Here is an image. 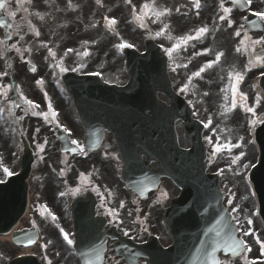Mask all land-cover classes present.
Masks as SVG:
<instances>
[{"label": "rangeland", "instance_id": "obj_1", "mask_svg": "<svg viewBox=\"0 0 264 264\" xmlns=\"http://www.w3.org/2000/svg\"><path fill=\"white\" fill-rule=\"evenodd\" d=\"M239 44L241 46V51L237 52L243 58L246 56L248 52V46L241 44L242 38H239ZM235 42V36H230L229 34H221L220 36V46L223 50V60L238 59V55H236V51L232 50V43ZM95 54L97 52L94 51ZM105 53L100 56V60L95 63V67L101 70L103 65L102 57H104ZM117 67V64L115 65ZM114 67H111L112 69ZM231 67L227 66L226 63H222V66L217 70L218 74L217 79L223 81V85L221 89L226 91L223 94L225 106L224 108L229 112H232V104L228 101V81L224 79L225 76L229 77ZM225 74H222V72ZM227 72V75H226ZM103 77L107 79H113L121 82L120 76L111 77L108 74L103 73ZM126 78V77H125ZM230 82V81H229ZM196 89L194 88V91ZM28 91V86L24 84L23 92ZM58 94L62 93L58 91ZM21 92L16 93L15 99H20ZM55 95V94H54ZM63 98V96H62ZM13 95L11 91L8 92L0 88V112H3L0 116V180L5 179L8 175H6L3 171L4 168H8L12 173L18 170V161H19V153L18 146L16 145V137L14 123H11V119L9 117L10 109L5 107L4 105L12 103ZM56 102L58 107L62 112V119L66 122L74 131L76 135L80 134L79 127L74 118L73 111L68 103L66 98L63 99L62 102H59V97L56 98ZM202 106L204 108L207 107V102L205 99L200 100ZM17 120V119H16ZM40 122L43 127L44 140L43 142H39V146H36V153L34 151L35 162L33 165V169L30 175L29 184H30V199H31V207L32 211L28 220L25 221V218L20 222L19 226L28 224V221H32L37 226H40V209L38 207L39 196L44 195L45 192L49 191L51 194L57 199L60 198L61 194H64V191H54L50 187L46 190L43 189V183L47 178V174H51L49 178V182L52 184L56 181V178H59L60 173L72 172V168L75 167L77 162L76 157H67L65 155H60L57 150L54 148L53 141L49 140L51 135V130L44 126L43 120H37ZM49 126V124H48ZM179 127V125H177ZM217 141L221 140L224 146L231 145V147H236L241 153H235V151L228 150V148H223L222 151L218 152L219 155L217 157L212 158V162L214 164H220L223 160L225 162H229L230 158L232 161L238 160L239 155L241 154L242 158H246V154L251 145L248 143V136L245 133V130L240 128L244 127V124L240 125L239 128L232 129L227 125H224L221 122L217 124ZM22 130L29 129V127H21ZM111 143L110 139L108 138ZM110 143H106L103 145L102 150L94 153L90 156V162H98L99 164H105L109 169L108 171H112L115 168V151L114 148L111 147ZM184 144V143H182ZM44 150L41 151L40 148ZM57 152V154H56ZM11 155L10 159H7ZM216 159H220L222 161L217 162ZM251 160V158H249ZM112 165V166H111ZM46 168V172H42ZM97 169H99L97 167ZM218 170L219 168L216 167ZM48 171V172H47ZM106 171V170H105ZM229 172H232V169H228ZM93 173L96 175L97 170L92 168V165L87 167L86 173ZM103 173V171H102ZM105 176L107 174L105 173ZM231 184L233 186V190L236 192V196L232 195V202L235 205V217L237 219L239 225V231L242 235L247 248H250L251 251H248L246 248V252L239 257L238 261H229L225 260L224 264H264V228L259 221V218L255 214V204L253 203L252 197L248 190V187L244 186L238 179L231 180ZM54 185V184H53ZM54 187V186H53ZM42 193V194H41ZM251 220L252 223L248 221ZM245 232H248L249 235H244ZM51 241V243H49ZM259 241V242H257ZM52 249V250H51ZM28 252L37 253V255L45 258L51 264H73V261L68 257V251L64 248V246L58 242L54 243L52 240H48L45 235L42 233L40 242H38L33 249H20L19 247H13L10 245L9 241L6 237H0V264H7V261L17 254H25ZM59 253L63 254V257H58Z\"/></svg>", "mask_w": 264, "mask_h": 264}, {"label": "snow or ice", "instance_id": "obj_2", "mask_svg": "<svg viewBox=\"0 0 264 264\" xmlns=\"http://www.w3.org/2000/svg\"><path fill=\"white\" fill-rule=\"evenodd\" d=\"M126 3H131V0H125ZM245 0H231V3L233 5H236V6H239L241 5L242 3H244ZM248 2L250 3V0H248ZM96 3L97 4H101V0H96ZM193 3H194V6L199 9L201 7V4H200V0H193ZM4 7V4L3 3H0V8H3ZM219 7L220 9L222 10V15L219 16V19L220 20H228V23H229V26L232 25L233 21H231L229 19V16L231 15V12H232V9L231 8H228V7H225V4H224V0H221L220 4H219ZM177 11H179V9H177ZM149 12L151 13V15L155 16L156 19H160L161 17H164L166 15H169L171 10L170 9H167V8H163V9H157L155 6H154V0H153V6L150 8V5L148 3H145L141 10H140V14L138 15L137 14V10L135 7H133L132 9V14L134 16L135 19L137 20H141L143 18V16L145 15H148ZM38 14V13H37ZM39 15V14H38ZM256 15L258 16H261L262 18H264V13H256ZM41 19H43V17L41 16ZM109 18L105 17V21L108 22ZM111 24L112 25H115L116 24V21L114 18L111 19ZM168 28V25H164V27L161 29L160 32H158L156 35L157 36H160V35H163L165 30ZM208 32V28L207 27H201L199 29L196 30V34L193 36V35H186V36H182V37H179L177 38V40L179 41L178 43H175L173 44L172 47H169V48H166L165 49V52L169 55V56H172V54L178 50L183 44H186L189 40H193V39H199L201 38L204 34H206ZM35 35L39 36L40 33L37 31L35 32ZM235 35L236 36H241V32L240 31H236L235 32ZM169 39H172V37L169 35L168 37ZM245 39L248 40V41H251V38L250 37H247L245 36ZM244 40H241V44H244ZM0 43H2V41H0ZM86 43V42H85ZM253 44H264V40H256L254 42H252ZM121 46H124V45H121ZM127 46H131V45H127ZM13 48H16V45H13ZM16 51L19 52L20 49L19 48H16ZM68 52H72L73 49H68L67 50ZM207 51V50H206ZM236 51L237 52H240L241 51V48L237 47L236 48ZM49 55L55 57V53L52 52L51 50H49ZM84 56H88L89 53L87 51H85L83 53ZM224 54L221 52V53H217L216 57H215V61H212V62H209L207 65L201 67L197 72L193 73V76H200V74L202 72L205 71L206 68H211L214 66L215 63H219L220 60H221V57L223 56ZM262 59V62H264V58H261ZM59 66V65H58ZM81 67H83V65H81ZM33 71L35 70L34 67L32 69ZM61 71H67V69L61 67L60 68ZM73 70H76V69H73ZM7 73H5L6 75ZM261 75H264V72L261 73ZM233 77V73H230L229 74V79L231 80ZM235 78H236V83L238 84L240 81L243 80V75L240 74V73H235ZM38 84L42 83V81H37ZM17 91L19 92V88H17ZM233 93L234 95H237L239 96L240 100L243 101V102H246L247 101V96L242 93V92H239V90L235 87H233ZM205 95H207V93H205ZM20 99L24 101V104L28 106V108L30 109H37L39 108V105L36 104L34 101L28 99L27 97H25L22 93L20 95ZM257 104H259V98H257ZM236 106V101L234 100L233 102V107ZM16 107H21V105L17 104ZM48 112H43V113H34V114H39V115H42L44 117L45 120H48L49 119V114L51 115V118L53 120L56 119V117L58 116V113L55 112V110L52 108V105H51V102H49L48 104ZM245 111L247 112H252V113H255V109L251 108V107H247L245 108ZM66 132H69V129L65 128L64 129ZM37 131H39V129H37ZM72 144L74 145H77L79 147V143L78 141L76 140H72L71 141ZM38 147H40L38 145ZM225 148H228V150H231V145H225L223 146ZM41 151H43L44 149L41 147L40 148ZM223 148L218 144L216 146V152H220L222 151ZM235 162V161H233ZM4 173L8 176H11L13 173L8 169V168H4L3 169ZM83 173L81 174V176L83 177ZM3 181H0V183H2ZM63 195V193L61 194ZM109 215H115L114 212H110ZM53 220L56 219L55 216L52 217ZM249 223H252L251 220L248 221ZM60 233L63 234V238L64 240L67 242V244L69 245H72L73 244V239L69 238V235L68 233L64 232L63 228L60 229ZM127 234V233H125ZM220 234L217 233V236H219ZM244 235H249L248 232H245ZM231 244L229 245V248L231 251H233L234 253H237L239 254V249H240V246H241V243L242 241L235 238V237H232L231 238ZM259 242V241H257ZM49 243H51V241H49ZM245 247L247 248V245L245 244ZM262 247H264V245H262ZM218 248H219V245H215L212 247L211 249V252L210 253H207V255L209 256L212 264H219V261L218 259L216 258V252L218 251ZM248 251H251L250 248H247ZM88 264H92V261L89 260L88 261Z\"/></svg>", "mask_w": 264, "mask_h": 264}, {"label": "flooded vegetation", "instance_id": "obj_3", "mask_svg": "<svg viewBox=\"0 0 264 264\" xmlns=\"http://www.w3.org/2000/svg\"><path fill=\"white\" fill-rule=\"evenodd\" d=\"M28 0H22L23 4L22 5H17L14 3L13 0H3L4 5L9 3V6L7 7V10L10 13H17L19 14L20 11L23 9L24 4L27 2ZM3 11H4V7H3ZM5 12V11H4ZM6 13V12H5ZM7 14V13H6ZM24 14V18L23 21L20 20H14L12 21V26L13 24L18 25V28L21 29L23 31V33L25 34V36L27 37L28 40H31L32 35L30 32V29L33 28V24L30 22V18L28 16V14L26 12H23ZM8 15V14H7ZM44 22L43 21H37V26L40 29L41 35L36 37V41L35 43H37L38 41H40V39H44L50 35L51 32H46V28L44 26ZM34 29V28H33ZM56 35H60L61 33L58 31L54 32ZM12 35V34H11ZM10 32H9V39H10Z\"/></svg>", "mask_w": 264, "mask_h": 264}, {"label": "water", "instance_id": "obj_4", "mask_svg": "<svg viewBox=\"0 0 264 264\" xmlns=\"http://www.w3.org/2000/svg\"><path fill=\"white\" fill-rule=\"evenodd\" d=\"M11 183H15V181H11L7 185L3 186V188L7 187ZM18 184H21V182H18ZM17 190L18 194L15 197L10 198L7 202L4 203L5 205L0 208V232L4 231L16 219L15 218L12 220L22 204V196L19 186L17 187ZM262 216L264 219V206L262 208Z\"/></svg>", "mask_w": 264, "mask_h": 264}]
</instances>
